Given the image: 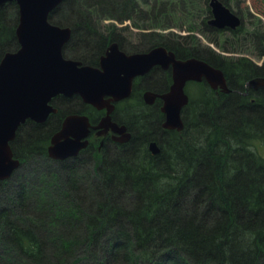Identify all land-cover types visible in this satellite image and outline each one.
Instances as JSON below:
<instances>
[{
	"label": "trees",
	"instance_id": "trees-1",
	"mask_svg": "<svg viewBox=\"0 0 264 264\" xmlns=\"http://www.w3.org/2000/svg\"><path fill=\"white\" fill-rule=\"evenodd\" d=\"M93 1L109 16H130L138 7L135 0ZM6 5L0 59L15 43L16 20L4 18ZM62 5L78 13L72 23L54 21L72 26L67 47L101 49L105 38L95 34L88 8L75 0ZM241 25L232 30L236 38ZM248 33L264 40L259 31ZM195 46H185L187 54L221 68L232 91L193 100L185 130L165 136L157 154L146 142L136 148L134 139L97 161L52 162L57 183L16 174L0 180V264H264V158L256 148L264 142V87L245 88L264 75V60L226 61ZM53 119L18 129L14 151L22 162L45 159Z\"/></svg>",
	"mask_w": 264,
	"mask_h": 264
},
{
	"label": "flooded vegetation",
	"instance_id": "flooded-vegetation-1",
	"mask_svg": "<svg viewBox=\"0 0 264 264\" xmlns=\"http://www.w3.org/2000/svg\"><path fill=\"white\" fill-rule=\"evenodd\" d=\"M64 1L62 0L50 12L51 21L53 20L51 18L52 12L59 8L60 4ZM8 3L15 4L18 8L16 1L7 2L5 4ZM226 5L229 6L228 4ZM209 13V16L207 15L208 29L212 32L218 33L219 31L225 30H230L232 32V30L237 29H233L230 26L220 28L211 25L209 20L214 17L212 7ZM136 18L137 17L131 15H108L103 17V19L107 20L105 21L106 24L107 22L109 23L107 24L108 28L106 30H100L98 28L100 24H96L94 20L95 22H92V24L95 34L105 38L103 47L94 54L80 43L73 49L75 51V56H70L67 45L72 37L73 32H71V37L63 45V56L78 61V67L90 66L96 69L97 77H106V73L111 71L112 86L104 91L99 90L97 93L99 94L97 96L98 101L96 103L87 101L83 95L77 92L71 94L58 93L52 96L48 102V104L56 110L51 111L44 121L39 122L28 118L19 124L18 129L30 122L44 123L54 118L50 126L47 127L48 130L46 133L47 151L46 153L44 152L45 154L43 155L48 160L54 162L76 158L77 156H85L89 161H97L100 157H103L105 153H118L119 151L129 149L134 139H136V148L145 147L144 143L146 142L147 148L151 151L150 146L153 141H156L161 148L162 146L159 142L166 141L167 139L165 136L172 137L176 134H181L185 130L186 120L184 114L189 104L194 100L192 96H190L191 94L188 90L191 84L198 87L196 89H198L200 97L203 96V92L210 95L214 94L217 98H219L221 94L229 93L222 90L220 86L214 87L205 76L200 80L187 79L184 82L183 91L188 96V102L182 105L180 110L184 126L182 129H178L177 126H165L167 114L164 110L166 103L164 95L170 92L175 83V64L178 61H185L192 57H197L207 62L209 61L202 57L187 54L185 50L187 48H184L187 44L183 45L178 42L169 44V42L164 40L159 34L150 32L147 23H139ZM15 20V43L13 48L6 50V52L14 51L20 47L16 34L19 12ZM243 20L244 19L241 18V24ZM64 26H70L72 29V26L69 24ZM131 28L136 29V32H134V40L131 38ZM139 32L140 35L138 34ZM149 32L152 37L155 36L161 38V40H151L150 36H148ZM159 46H164L166 51L160 56L158 62L151 65L140 64L139 66L136 64H129L127 60L128 57L134 54L148 53ZM207 51L213 50L209 48L204 50L205 53H209ZM216 53L227 61L225 56L218 52ZM209 63L212 64L211 62ZM256 63L261 65L263 62ZM225 77L227 78L226 75ZM258 77H264V75H259ZM252 78L246 81V89H258L262 87L256 88L247 86V83ZM227 82L230 87L228 78ZM72 116H74L73 119H69ZM65 126L70 127L67 129L69 133H77L76 135L80 136V143L83 145L77 154L56 159L50 156L49 146L52 144V138L58 132H61ZM18 129L16 131V136L18 134ZM149 135H151L150 138H147ZM16 136L11 140L10 145L13 149L14 157L19 158L14 151ZM67 137L75 138L74 135H68ZM20 161L22 165L20 164L13 171L12 176L14 174H16L17 177L22 176V173H19V169L21 166L25 165L26 162H22L21 159Z\"/></svg>",
	"mask_w": 264,
	"mask_h": 264
},
{
	"label": "water",
	"instance_id": "water-1",
	"mask_svg": "<svg viewBox=\"0 0 264 264\" xmlns=\"http://www.w3.org/2000/svg\"><path fill=\"white\" fill-rule=\"evenodd\" d=\"M11 1L18 4L16 34L20 47L7 51L0 60V180L10 178L21 164L20 159L14 157L10 145L21 122L28 118L44 121L51 111L56 110L48 102L58 93L77 92L87 101L96 103L99 90L112 86L111 71L106 73V77H97L96 69L78 67V61L63 56V45L71 37L72 29L50 20V12L62 0H0V8ZM210 5L214 15L209 20L211 25L233 29L241 25V17L222 0H210ZM165 51L164 46H159L148 53L134 54L127 60L132 65H151L158 62ZM174 67L175 83L164 95L165 126H177L178 129L184 126L180 110L188 102V96L183 91L187 79L200 80L205 76L214 87L220 86L225 92L232 91L223 70L203 59L192 57L178 61ZM247 86H264V78L254 77ZM68 128L65 126L52 138L49 146L51 157L59 159L75 155L82 147L80 136L69 133ZM68 135L75 138H68ZM150 149L153 154L161 151L156 141L151 143Z\"/></svg>",
	"mask_w": 264,
	"mask_h": 264
},
{
	"label": "rangeland",
	"instance_id": "rangeland-1",
	"mask_svg": "<svg viewBox=\"0 0 264 264\" xmlns=\"http://www.w3.org/2000/svg\"><path fill=\"white\" fill-rule=\"evenodd\" d=\"M79 7H87L89 10L90 19L96 24H100L98 27L100 30H106L108 28L103 17L108 16L105 10L102 9L100 3L91 2L88 0H75ZM138 7L131 16L137 17L136 20L139 23H147L148 30L153 33L159 34L169 44L182 43L186 46H198L200 49H211L225 56L227 60H233L239 56H248L255 62L262 63L263 57L259 55V51L264 49V40L252 37L253 31L261 32L264 38V0H222L230 6L231 10L243 18V30L238 33L237 38L230 30H225L221 34L212 32L208 29V21L204 23L206 11L210 12V0H135ZM228 1V2H227ZM208 3V6L206 5ZM63 6V5H62ZM59 8V13L51 15L52 21L61 20L62 16L72 23L74 19H69L70 16H74L77 13L67 9V7ZM62 7V8H61ZM14 6L9 3L5 7V17L7 19L16 18ZM209 8V9H208ZM84 11V10H83ZM83 13V12H82ZM16 15V16H15ZM74 18V17H73ZM95 20V21H94ZM56 23V22H55ZM68 22H64L61 26L68 25ZM58 24V23H56ZM60 25V24H58ZM131 38L134 40L135 28H131ZM149 32L148 36H151ZM140 35V32L138 33ZM263 41V42H262ZM194 42V44H192ZM195 46V47H196ZM70 56H75V51L68 48ZM196 85L191 84L189 86L190 96L192 99H200L199 91ZM199 95V96H198ZM257 151L260 156L264 158V142L257 143ZM43 158V157H42ZM32 158L25 161L24 167L20 168L19 172L22 173V178L37 181L43 179H51L54 175H59L60 170L52 161L47 158ZM49 161V162H48ZM57 178H53V180ZM39 180V181H40ZM54 180V181H55ZM55 181V183H57Z\"/></svg>",
	"mask_w": 264,
	"mask_h": 264
},
{
	"label": "bare ground",
	"instance_id": "bare-ground-1",
	"mask_svg": "<svg viewBox=\"0 0 264 264\" xmlns=\"http://www.w3.org/2000/svg\"><path fill=\"white\" fill-rule=\"evenodd\" d=\"M264 78V77H263ZM22 165V164H21Z\"/></svg>",
	"mask_w": 264,
	"mask_h": 264
}]
</instances>
